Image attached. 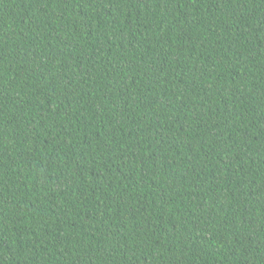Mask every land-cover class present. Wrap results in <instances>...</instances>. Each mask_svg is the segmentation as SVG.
Masks as SVG:
<instances>
[{
    "label": "trees",
    "instance_id": "obj_1",
    "mask_svg": "<svg viewBox=\"0 0 264 264\" xmlns=\"http://www.w3.org/2000/svg\"><path fill=\"white\" fill-rule=\"evenodd\" d=\"M0 264H264V0H0Z\"/></svg>",
    "mask_w": 264,
    "mask_h": 264
}]
</instances>
